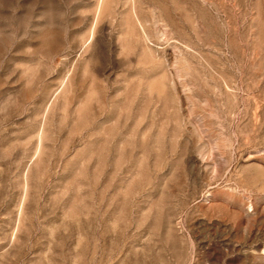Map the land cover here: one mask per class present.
<instances>
[{
    "label": "rangeland",
    "instance_id": "1",
    "mask_svg": "<svg viewBox=\"0 0 264 264\" xmlns=\"http://www.w3.org/2000/svg\"><path fill=\"white\" fill-rule=\"evenodd\" d=\"M0 264H264V0H0Z\"/></svg>",
    "mask_w": 264,
    "mask_h": 264
}]
</instances>
